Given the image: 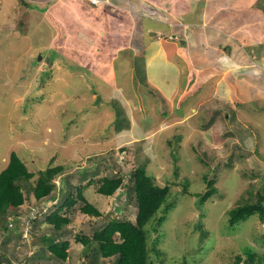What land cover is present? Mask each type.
<instances>
[{"label": "rangeland", "instance_id": "obj_1", "mask_svg": "<svg viewBox=\"0 0 264 264\" xmlns=\"http://www.w3.org/2000/svg\"><path fill=\"white\" fill-rule=\"evenodd\" d=\"M25 1L28 3L26 7L17 0H2L0 171L7 164L9 154L15 152L28 170L35 173L34 178L38 171L58 164L64 166L66 179L75 184L78 180L76 169L99 165V160H103L105 156L110 157V154L117 163L123 160L121 157L125 151L122 150L128 148V138L132 133L136 134L137 130L129 131L126 128L119 104L125 111L132 109L134 114L141 113L143 104H146V117L140 124L147 126L155 122L157 127L164 117L174 118L178 115L175 109L173 112L167 110L172 104L175 106L178 98L184 102L177 110L179 113L187 112L188 104L195 97L197 100L205 98L212 91L211 76L215 73L216 79L220 72L226 77L224 83L230 86L227 93L216 91L215 99L201 107L190 121L174 126L175 128L170 127L174 125L173 121L167 122L171 123L167 130L146 143L153 146L152 150L148 145L152 161L147 172L154 174L161 183L167 179L180 183L171 187L175 191L169 218L176 211L178 215L173 218L174 222L168 224L169 233L177 248L166 261H174L173 258L180 260L183 253L188 257L194 255L210 236L213 245L202 252L203 259L192 264H226V259H229L226 249H236L248 244L259 252L254 264H264V236L260 237L264 234V223L254 216L239 223L235 230L226 225V212L230 208L243 203L242 201L253 203L256 193L261 188L264 189V13L261 10L264 0H191L194 3L191 11H194L196 4H200L198 17L205 24L203 27L199 26L205 28L203 34L207 33V29L218 34L214 35V42L211 41L213 36L210 39L197 32L199 46L210 50L206 57L208 60L213 59L214 64L197 77L192 76V86L187 93L183 85L187 81V75L193 74H180L170 66L172 60L167 51L175 54V50L169 40L165 43L164 40L167 39L161 34L151 39L149 34L138 38L148 43L152 58L156 57L152 54L156 48L160 50L165 47L162 51L166 53L164 52L162 59L170 62L164 64L159 58V64L153 61L155 64L149 71L150 77L162 81L170 94L168 98L171 102L168 107L160 109H157L156 102L150 96L136 94L138 88L135 76L131 73L132 58L130 68L125 63V71L120 69L125 67L121 65V60L126 58L120 50L122 44L114 47L122 41V35L119 34V25L115 19L107 18L109 14L118 12L116 8L112 11L109 7L110 0H103L106 2L95 6L96 8L84 6L77 12L76 18L73 7L65 0H45L43 3L36 0ZM128 1L125 11L129 15L125 16L131 15L135 19L136 30L142 27L137 21L143 20L147 21L144 23H148V27L159 29L160 25L148 19L150 17L160 18L167 23L180 19V13L174 4L176 0H134L132 7ZM21 19L24 24L20 26ZM187 20L193 21L194 16H188ZM219 24L220 27H217ZM228 26V35H220L221 31L229 29ZM120 29L123 34L125 28L121 26ZM122 42L126 44L123 45L126 49L128 44L132 45L131 39ZM137 44L135 41L134 55L141 54ZM226 44L230 45L228 56L225 54ZM249 47L260 50L256 52V49H252L247 52ZM214 50L223 51L225 58L216 56ZM223 59L229 66L221 61ZM136 74L140 80L143 78L141 73ZM175 81L176 84L172 86ZM204 81L209 82L207 87L204 86ZM179 82V88L171 90ZM140 85L143 86L142 82ZM195 94L197 95L194 96ZM97 95L100 96L98 101ZM147 98L148 104L145 102ZM115 99L119 101L118 105L111 103ZM218 109H222L220 112L230 117L234 116L235 121L233 118L230 121L227 115H215L214 111ZM205 126L206 129L202 128ZM159 127L165 128L166 125L163 122ZM176 135L181 137L180 141H177ZM202 152H205L207 160ZM214 153L218 156L211 159ZM230 157L233 159L232 163L228 161ZM103 173H107L105 169ZM174 174L179 177L176 178ZM205 175L215 180L217 193L200 209L196 200L197 195L207 189V183L203 180ZM63 177L57 175L54 178L56 187H59V178ZM185 187L191 195L180 192ZM86 195L103 214L109 208L108 199L94 193ZM123 200L119 201L121 215L125 213L132 218L134 208H125ZM46 203L41 208L43 211L46 206L54 204V201ZM202 213L204 215L198 217ZM74 217L66 227L69 234L80 232L91 235L89 222L93 220L79 212ZM117 218L120 219L121 216L118 215ZM198 222L201 226L199 230L196 227ZM49 228L47 221H40L39 226L29 232V228H24L18 222L15 231L23 229L22 239L17 240L12 236L5 245L2 243L5 248L2 250L12 264H23L22 260L32 257L41 244L40 237ZM219 238L225 241V245H218ZM3 239L1 229L0 246ZM44 252L43 255L49 254L45 250ZM84 252V248L71 237L67 264H94L89 262L93 259L94 251H89L90 257L86 259L82 255ZM95 257L98 264L105 262L97 255ZM6 260L3 259L0 264H8ZM18 260L21 263L16 262ZM42 262L39 264L51 263L46 259Z\"/></svg>", "mask_w": 264, "mask_h": 264}, {"label": "trees", "instance_id": "obj_2", "mask_svg": "<svg viewBox=\"0 0 264 264\" xmlns=\"http://www.w3.org/2000/svg\"><path fill=\"white\" fill-rule=\"evenodd\" d=\"M19 2L24 7L28 6L25 0H19ZM262 8L264 9V7H261L264 13ZM183 37L180 35L176 38L179 46ZM138 42L140 43L139 40ZM143 47H146V43ZM224 48L229 53L230 46L226 45ZM140 73L143 74V69L140 70ZM111 103L118 105L116 100ZM119 106L122 119L125 121L126 128L129 129L124 108L120 104ZM262 109L264 110V108ZM221 110H215L214 114L221 117L227 115L231 121L234 116L230 117V115L220 112ZM230 111L235 113L233 110ZM233 121H235L234 118ZM202 128L206 129L207 126ZM178 135L175 138L180 141L181 137ZM142 141L145 140L140 139L133 142L136 146L133 156L130 148H124L122 151H125V156L120 163H117L114 156L112 157L110 154V157L105 156L103 160H99V165H87L83 170L76 169L75 174L78 180L75 184L66 179L64 166L58 164L38 171L37 177L34 178L35 173L28 170L26 164L15 152H11L7 164L0 171V230H3L4 238L0 246V262L6 258L7 263L12 264L2 250L5 249L2 243L5 245L12 236L17 240L23 237V229L15 231L18 223L16 220L9 225H4L8 214L19 215L21 218L19 222H22L24 228H29V232L38 227L40 221H47L50 224V228L45 230L40 237L41 244L37 250L32 254V257L26 261L22 260L23 264H39L45 259L51 262L48 264H67L71 237L84 248L85 252L82 254L84 259L90 257L89 251H94L93 259L89 261L94 264H98L95 262L97 260L95 255L105 260L103 264H192L203 259L202 252L206 247L213 245L210 236L194 255L188 257L183 253L180 260L173 258L174 261H166L170 253L177 248L173 236L169 233L168 224L172 223L173 218L175 219L178 215V211H176L169 218V212L173 205L172 195L175 191L171 187L180 185V183L177 182V184L175 180L169 179L161 183L154 174L147 172L152 156L148 148L142 145ZM202 155L206 159L205 152H202ZM217 156L214 153L211 159L217 158ZM211 159L208 158L209 161ZM228 161L232 163L233 159L230 157ZM104 169L106 174L103 173ZM57 175L64 176L59 178V187L54 184V178ZM174 176L179 177L175 174ZM203 180H205V184L207 183V189L197 195L196 202L200 209L209 198L217 193L214 179L205 175ZM29 182L33 183L32 186L28 185ZM261 189L256 193V200L253 203L242 201L243 203H239L226 212L227 227L235 230L239 223L254 216L264 223V189ZM180 192L192 194L187 192L186 187L180 189ZM88 193L109 199L110 206L104 214L87 198L86 194ZM51 200L54 201V204L46 206L47 208L43 211L41 209L43 204L47 205L46 202ZM122 200L125 202V208L126 206L134 208L135 214L132 218L125 213L121 215L119 201L122 202ZM78 212L93 220L89 222L92 229L91 235L87 236L80 232L75 235L69 234L66 227ZM115 215L117 217L120 215L121 218L118 219ZM203 215L204 213L198 217ZM199 226L200 222L196 224L198 230ZM263 236L264 234L260 237ZM219 244L225 245V241L219 238ZM44 250L49 253L46 254L47 256L43 255ZM226 251L229 253L226 264H254L255 258L259 255L255 247L250 244L236 249H226ZM224 256L226 257V254ZM211 259L215 260V258ZM16 262H20V260Z\"/></svg>", "mask_w": 264, "mask_h": 264}, {"label": "crops", "instance_id": "obj_3", "mask_svg": "<svg viewBox=\"0 0 264 264\" xmlns=\"http://www.w3.org/2000/svg\"><path fill=\"white\" fill-rule=\"evenodd\" d=\"M8 1V0H5ZM19 2V0H17ZM38 3H41L42 1L45 0H36ZM41 1V2H40ZM60 1V0H57ZM113 5L114 8H116L118 10L117 14L112 13L108 15L107 18H112L115 19V21L118 23L119 27H118V31L119 34L122 35V41H132V45L128 44L127 49L126 47H123V45L125 46L126 44L122 41H119V43H117V45H114V47H119V44H122V50L124 52L125 58L121 60V65L125 66L127 64V67L129 66L130 68V58H132V72L135 76V79L137 81L136 87L138 88V91L136 94L139 95H144V96H150L152 98V101L154 99V101L157 104V109L162 108L163 106H165L166 108L168 107V104L171 102L169 101L168 96L170 95L165 89V86L162 85V81H156L155 79L151 78L149 75V71L150 69H152V66H154L153 61H156L157 64H159V58L162 59V56L164 54V52L166 53V51H162L165 49V47H162V49L158 50L157 48L155 49V51L152 54H155L156 57L152 58L148 51V43L143 39H139L140 43L138 42V38H141L144 34H149V39L153 38L154 36L161 34L166 36H176L178 38V36L183 35V39H181V41H183V44H181L179 46L178 41L176 40H169V43H171V47L172 49L174 48V53L167 51V53L169 54V58L170 60H172V62L170 63L168 59V62H165V60L162 59L164 64L170 63V66L174 67V70L178 71L180 74H185V73H190L193 75H187V81L186 83L183 85V88L185 90V93L188 92L190 86H192V76L197 77L199 73H202L203 71H206V69L213 67V59H207L206 55L210 52V50L207 49H203L202 47L199 46V42H198V37H197V32L198 33H204L205 32V28H200L199 26L203 27L202 22L199 21V8H200V4H196V7L194 8V11H191V8H193L194 3L191 0H184V1H179L176 0V2L174 4H176V10L180 13V19H176L175 22L173 23H167L163 20H161L160 18H155V17H150L148 19L150 20H154L156 21L159 25L160 28L159 29H152L151 27H148V23L145 24L144 22L147 21H137V23H141L142 27L140 30H136V28L134 27V18L130 15L129 17L125 16L127 13L125 11V7H126V2L128 0H110ZM66 3H68L70 6L73 7V11L75 14V18L77 15V12L81 10V8H84V6H88L89 9L90 8H94L95 5H91L87 0H65ZM43 3V2H42ZM135 1L134 0H129L128 4L130 7H132L134 5ZM205 3V2H203ZM207 3V2H206ZM96 8V7H95ZM119 8V9H118ZM146 8V7H145ZM150 8V7H147ZM146 8V9H147ZM109 9V8H108ZM121 9V10H120ZM110 11V10H108ZM196 11V12H195ZM198 11V12H197ZM110 13V12H109ZM120 15H123V17H120ZM129 15V14H127ZM2 16V0H0V17ZM188 16H194V20L193 21H188L187 18ZM121 18L123 20H121ZM229 18V16H228ZM21 22L19 25H23L24 21L21 19ZM75 22V21H74ZM162 25V27H161ZM121 26H123L125 28V32L123 34H121ZM220 27V24L219 26ZM107 28V27H106ZM131 28V30H130ZM229 28V26H228ZM217 29V28H216ZM220 30V29H219ZM230 30L227 29V31L224 29V31L220 32V35H228V31ZM218 31V29H217ZM216 34H215V33ZM218 34V32L216 31H209V29H207V33L203 34L207 35L210 39L211 36L214 37V39H211V41H216L215 36ZM215 35V36H214ZM137 37V38H135ZM207 37V38H208ZM126 39V40H125ZM203 39V37H202ZM164 40V39H163ZM135 41H137V45L141 51V54L136 53L135 55L133 54V47L135 44ZM165 43H167V40H164ZM146 43V47H143V45ZM185 44V47H183V45ZM154 45V44H152ZM228 45V44H226ZM230 46V45H229ZM248 47V46H246ZM167 48H169L167 46ZM258 48V47H257ZM252 49H256L255 47H249L247 48V52L248 50L251 51ZM260 50V48H258ZM256 49V52H259V50ZM216 52V56L225 58V54L228 56L229 53H225L223 54L221 52H217L216 50H214ZM160 53V54H159ZM207 53V54H206ZM247 54V53H246ZM123 55V56H124ZM115 56H118L117 53H115ZM136 56V57H135ZM226 56V57H227ZM212 57V54L211 56ZM209 57V58H210ZM138 58V61L136 62V59ZM228 58V57H227ZM207 59V60H206ZM222 62L225 63V65L229 66V64H227V61L225 59L221 60ZM226 61V62H225ZM126 63V64H125ZM156 64V65H157ZM125 68H120V69H124L123 71H125ZM138 68L143 69V78L140 80L139 76L136 73H140V70H138ZM230 69V68H228ZM219 76L218 78L214 79L215 73L213 74L212 78V91L210 93L207 94V96L205 98H202L201 100H197L196 97L194 98V100H192V103H190V105L188 104V111L182 113V112H178L177 110L180 108V106H182V104L184 103L182 101V99H177L175 102V106H173V104L171 105L172 107L167 108V110L173 112L174 109L176 111V113L178 115L174 116V118H166L164 117L157 125V127H155V122L152 123V125H145L144 123L140 124L141 122H143L145 120L146 117V113L144 110V107L146 106V104H143V111L139 114H134V112L132 111V109H127V111H125L126 114V118L128 121V127H129V131H135L137 130L136 134H133L130 136V138H128L129 140V144H128V148H130L132 150V156L135 153V148L136 146L134 145L133 142L144 139L145 141H142V145L146 148H148V145L150 144H146L147 142H149V140L153 139L154 136H156L158 133H162L164 130H167L166 128L170 126L171 123H167L170 121H173L174 125L170 126V127H174V126H178V125H183L185 123H187L188 121H190L197 113L198 111H200L201 107H203L204 105H206L207 102L215 99L214 98V94L216 91H220L222 93H227V89L230 88V86H227L224 83V79L226 77H224L223 74H221L220 72H218ZM231 76V75H230ZM139 77V78H138ZM145 79V80H143ZM140 82H142L143 86L140 85ZM164 83V82H163ZM173 84H176V81L174 83H172L171 85L173 86ZM179 84L180 82L177 84L176 88L173 87L171 90L173 89H178L179 88ZM207 85H209L208 81H204V86L207 87ZM203 86V87H204ZM221 87V88H220ZM221 89H224V91H221ZM192 92H189V94ZM197 94H195L194 96H196ZM192 96V95H191ZM149 98L145 99V102L148 104V100ZM227 100H229L228 98H226ZM116 100V99H115ZM117 103H119L118 100H116ZM183 102V103H182ZM154 105V103H152ZM119 106V105H118ZM123 107V106H122ZM137 107V106H136ZM120 108V106H119ZM129 108V107H128ZM165 123L166 127L162 128L159 127L161 126L162 123ZM169 129V128H168ZM132 143V144H131ZM150 147L153 150V146L150 145Z\"/></svg>", "mask_w": 264, "mask_h": 264}, {"label": "clouds", "instance_id": "obj_4", "mask_svg": "<svg viewBox=\"0 0 264 264\" xmlns=\"http://www.w3.org/2000/svg\"><path fill=\"white\" fill-rule=\"evenodd\" d=\"M90 4H91V2L89 1V0H87ZM104 4V3H103ZM92 5V4H91ZM100 5V4H99ZM109 7H111L112 8V11H114V5H113V3L110 1V3H109ZM95 6H98V5H95ZM161 36V35H160ZM163 37H165L164 35H163ZM176 38L177 37H173V36H166L165 37V39H168V40H176ZM125 156V153L123 152V156H122V158L121 159H123V157ZM109 200V199H108ZM47 208V207H46ZM45 208V209H46ZM44 209V210H45ZM14 220H16L17 222H19L20 220H21V218H20V216L19 215H15V216H12V215H7V217H6V219H5V221H4V225L6 226V225H9V224H11L12 223V221H14ZM21 224H22V222H20Z\"/></svg>", "mask_w": 264, "mask_h": 264}, {"label": "built area", "instance_id": "obj_5", "mask_svg": "<svg viewBox=\"0 0 264 264\" xmlns=\"http://www.w3.org/2000/svg\"><path fill=\"white\" fill-rule=\"evenodd\" d=\"M89 1L91 2L92 5H99V4H103L104 2H106L103 0H89Z\"/></svg>", "mask_w": 264, "mask_h": 264}, {"label": "water", "instance_id": "obj_6", "mask_svg": "<svg viewBox=\"0 0 264 264\" xmlns=\"http://www.w3.org/2000/svg\"><path fill=\"white\" fill-rule=\"evenodd\" d=\"M181 44H183V41H181ZM96 97H97V98H96L97 101L100 100V96H99V95H97Z\"/></svg>", "mask_w": 264, "mask_h": 264}]
</instances>
